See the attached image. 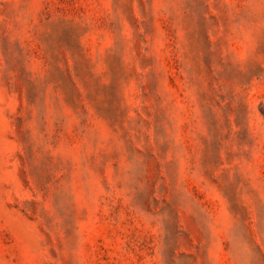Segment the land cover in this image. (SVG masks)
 <instances>
[{
    "label": "rangeland",
    "instance_id": "374dc122",
    "mask_svg": "<svg viewBox=\"0 0 264 264\" xmlns=\"http://www.w3.org/2000/svg\"><path fill=\"white\" fill-rule=\"evenodd\" d=\"M0 264H264V0H0Z\"/></svg>",
    "mask_w": 264,
    "mask_h": 264
}]
</instances>
